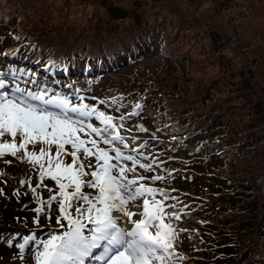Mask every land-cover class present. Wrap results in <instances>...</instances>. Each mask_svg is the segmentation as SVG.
I'll return each instance as SVG.
<instances>
[{"label":"rangeland","instance_id":"374dc122","mask_svg":"<svg viewBox=\"0 0 264 264\" xmlns=\"http://www.w3.org/2000/svg\"><path fill=\"white\" fill-rule=\"evenodd\" d=\"M141 1H146L145 7L150 4L148 0ZM46 2L50 4L44 11L47 16V24L56 26L57 32L68 28V34L72 36L76 32L73 30L77 25V19H81L82 16L83 19L85 14L90 16L91 13L95 14L89 18H99V21H102L106 26L107 18H113L106 10L108 7L115 6L123 9L122 6H126L130 11L137 13L136 7L139 6L132 0H79L76 8H70L68 11L60 3V0ZM110 2L112 3L109 6ZM164 3H169V5L162 11H157L159 4ZM220 3V1L214 0H161L159 3L150 5L149 8L156 11L155 16L161 14L164 21L171 19L175 22L172 30L179 34L176 42L179 41L178 45L181 44L182 52L187 54V50L190 49L197 54L195 59H191L193 66L192 72L189 74L199 78L198 85L188 89V97L197 98L196 107L200 108L201 106L198 103L199 100L203 101L208 97H214L215 105L230 106L238 112H246L255 107L252 105L255 98L250 97V102H246L244 97L236 94V88L232 84L242 78L241 69L244 68L246 59L256 58L260 54V49L255 48L250 41L251 37L248 33L250 30L247 25L251 21V15H242L236 7L232 9L230 3H226V6ZM34 7L37 10L40 9L36 4ZM71 11L75 13L73 14ZM126 15L121 19L113 20L122 21ZM73 20H75L74 25L71 22ZM40 23L45 26V20ZM81 24L79 23V25ZM9 25L10 23L0 21V85H2L0 86V96L7 95L10 99L24 100L37 108H43L45 111L56 114H62L61 108L55 104L46 105L43 100L67 99L70 107L88 105L89 109H96L97 114L103 112L105 116L112 117L111 124L115 125L114 134L123 137L128 145L127 148L120 145L119 142L105 145L102 143L101 137L91 132L88 125L101 131L106 126L96 116L79 117L75 113H68L71 118L79 120L83 124L84 132L79 135L86 142L97 140L98 147L108 150L110 156L115 155L112 151L114 147H119L124 155L133 156L136 160L135 164L123 159L120 161L125 167L135 169V171L126 173L128 179L136 180L137 186L143 184L157 190L155 199L163 204L165 212L175 213L180 217L179 219L172 217L170 221L177 230L178 239L175 242L174 253L168 258L167 264H209L207 259L209 260L211 255L210 259L212 260V254H214V258L215 256L221 258L224 263L228 257L227 253L221 254L222 251L220 253L222 245L225 247L230 245L234 248L236 244L240 245V243L228 240L224 243L218 241L224 234L221 215L217 214L218 210L213 207L216 202L214 198L217 199L218 194L213 191L215 186L211 183L215 177L207 171L206 166L218 167L222 162L221 156L213 152L214 147H217L216 144L219 148L230 152L233 148L229 147V144L234 140L229 137V139H222L217 143L214 139L221 135V129L216 123L211 122V118L206 117L199 121L200 116L193 115L192 112L191 119L195 118L201 123L195 127L192 123L184 135L179 132L174 133L173 128L177 119L175 116H170V122L167 123L159 117L163 113V109L157 108L158 98L156 95L159 90L148 88L147 77H150L151 73L165 64L169 65V68L183 67L186 60L173 61L170 57L168 58L166 52L160 48L158 33H154L149 36L150 41L142 43L137 51L129 53L127 58L114 62L109 65L110 67L103 65L104 67L98 71L90 70V72L85 71L82 74L69 72L68 75L61 73L57 77V75L44 73L42 68H38L36 61L29 64L30 60L27 55L22 53L23 49L20 50L17 43L13 42ZM216 31L228 38L224 44L221 43ZM236 34L238 36L234 37L233 35ZM38 36L40 38V35ZM253 71L255 73L248 71L247 78L252 79L255 75L258 77L253 87L259 96L261 95L259 90L264 84V71L262 67L253 68ZM37 83H40L41 87L38 88ZM244 91L250 94L248 90ZM29 93L41 95L43 100L33 101L28 95ZM262 99L256 98L258 102ZM210 100L212 102V99ZM174 106V103L165 104L164 111L171 113L168 111H175ZM183 113L185 114V112ZM179 120L186 126L189 124V119L181 118ZM254 139L255 142L260 143L259 139ZM198 141L202 143L204 141L200 152L196 149L197 144L199 146ZM17 142L19 143V138H17ZM87 146L91 147L90 144ZM39 147L40 145L35 148L29 145L28 150L38 152ZM68 149L70 146L66 145V150ZM55 151L53 146V157H55ZM207 155L209 156L205 159L204 156ZM22 156L23 150L17 154V157L11 155L0 157V170L6 168L17 171L16 174L8 173L5 179L0 178V186L3 188H15L16 186L36 188L37 194H33H35L34 201L38 206L39 216L42 215L40 222L33 221L34 217H30V212H25L26 214L21 216L25 217L28 228L35 223L40 224L39 227L42 228L36 234L35 239L42 242L56 231L52 227L59 231L60 227L52 222H55L59 215L57 201L61 197L55 182L46 176L41 183L38 166L34 167L22 162L18 158ZM60 159L64 164L71 163L70 155L62 154ZM140 164L146 165V168H141ZM86 171L91 170L86 169ZM157 176L161 179L154 180L153 178ZM140 177L144 179H140ZM84 179L89 180L91 176H86ZM22 181L26 183L22 184ZM204 183L207 187L204 186ZM198 190H201L202 194H198ZM83 191L92 196L97 194L95 190L89 188H84ZM53 195L57 197V200L49 203ZM194 199L199 201L198 205ZM140 203L139 200L136 202L137 205ZM17 206L21 207L18 203ZM129 207L133 211L140 210L134 205H129ZM114 215L119 217V213H114ZM49 218L50 221L46 222V219ZM49 222L52 225H48ZM61 223L65 224V227L60 229L58 235H62L67 229V222L62 220ZM118 224L125 229L132 227L125 222L124 218H120ZM85 234L87 235V232ZM9 249L7 240H0V251L3 252L4 262L8 260L11 253ZM36 249L37 241L31 242L26 249V259L19 256L18 264H26L25 261L29 264H36L34 255ZM196 254L201 257L199 258ZM103 256L102 248L93 249L91 254L84 258V264H104ZM202 258L206 261L204 262ZM232 259L230 264H235L236 256Z\"/></svg>","mask_w":264,"mask_h":264},{"label":"trees","instance_id":"16d2710c","mask_svg":"<svg viewBox=\"0 0 264 264\" xmlns=\"http://www.w3.org/2000/svg\"><path fill=\"white\" fill-rule=\"evenodd\" d=\"M46 1L49 0H0V21L10 23L13 42L17 43L20 50L23 49L22 53L29 58V64L38 62V68H42L44 73L58 77L61 73L65 75H68L69 72L82 74L85 71L90 72V70L98 71L104 67L103 65L110 67L109 65L114 62L127 58L129 53L137 51L142 43L150 41L149 36L154 33H158L160 40L157 39L160 41V48L166 52L168 58L170 57L173 61L186 60L183 67L169 68V65L166 64L161 66L151 73L150 77H147V82L149 81L148 88L159 90L156 95L158 98L157 108L163 109V113L159 117L167 123L170 122V116H175L177 119L173 128L174 133L179 132L184 135L192 123L195 127L201 123L199 121L204 120L203 118L209 117L211 122L216 123L221 129V135L214 139L217 143L222 139L227 140L229 137L234 140L229 144V147L233 148L230 152L219 148L216 144L218 148L215 146L213 152L221 156L219 157L222 162L218 167L206 166V169L215 177L211 183L215 186L213 191L218 194V198H214L216 202L213 207L218 210L216 213L221 215L224 233L218 241L219 243H224L226 240L236 241L240 245L236 244L234 248L230 245L227 247L222 245L220 253L221 251V254L225 252L228 257L224 263L221 258L217 256L214 258V254H212V260L210 255L207 261L209 264H230L232 258L236 256L235 264H264V84L259 90L261 95L258 96L253 87L258 77L255 75L252 79L247 78L248 71L254 72L253 68L262 67L264 71V0H214L220 1V4L224 6L226 3H230L232 9L236 7L244 16L251 15V21L247 25L250 30L248 33L255 48L260 49V54L252 60L246 59V64L241 69L242 78L234 84L231 83L236 88V94L244 97L246 102H250V97L255 98L252 104L255 107L246 112H238L230 106L215 105L214 97H208L203 101L199 100L198 103L201 105L199 108L196 107L197 98L188 97V89L198 85L199 78L189 74L192 72L193 66L191 59H195L197 54L190 49L187 50V54L182 52L181 44L178 45L179 41L176 42L179 34L172 30L175 22L171 19L164 21L161 14L155 16L156 11L149 8L150 5L159 3L161 0H148L150 4L147 7H145L146 1L132 0L133 3L139 5L136 7L137 13L122 6L127 12L126 17L122 21L107 18L106 26L102 21H99V18H89L95 14L91 13V16L85 14L83 19V16L81 19H77V25L73 30V32L76 30L74 36L68 34V28L57 32L56 26L47 24V16L44 11L50 4ZM78 1L60 0V3L69 11L70 8H76ZM111 3L108 5L110 6ZM35 4L37 8H40L39 10L34 7ZM164 4H159L157 11H162L169 5V3ZM103 19L105 20V18ZM43 20H45V26L40 23ZM71 22L74 25L75 20ZM79 23L82 24L79 25ZM117 24L119 25L116 27ZM115 29L116 31H114ZM216 33L219 34L222 44L228 40L223 34L217 31ZM37 34L40 35V38ZM200 81L202 80L200 79ZM40 85L37 83L38 88L41 87ZM242 90H248L250 94ZM256 98L263 99L258 102ZM171 103L175 104V111L165 112L164 105ZM191 112L193 115L200 116L199 121L195 118L191 119ZM181 118L189 119V124L186 126L184 122H180ZM254 138L259 139L260 143L255 142ZM198 142L199 146L197 144L196 149L200 152L204 141L203 143ZM208 156H204V158L207 159ZM10 172L17 173L14 169L5 168L0 170V178L5 179ZM204 186L207 187L205 183ZM197 193L202 194V191L198 190ZM34 200L35 194L31 188L21 186L3 188L0 186V240H7L11 252L8 260L4 262L3 252L0 251L1 264H18L19 256L26 259L28 245L33 241L39 242L36 239L30 240L21 255L18 245L24 243L26 238H35L42 228L39 227V223L28 228L25 217L21 216L30 212V217H34L33 221L40 222L42 215L39 216L38 206ZM194 200L198 205L199 201ZM17 203L21 207H18ZM48 221L50 218L46 219V222ZM52 223L56 224V221ZM52 223L49 222L48 225H52ZM52 229L56 231L52 232L50 236L58 235L60 229L63 228L60 227L59 231L53 227ZM198 257L201 256L198 255ZM203 261L206 260L203 259ZM25 262L29 264L27 261Z\"/></svg>","mask_w":264,"mask_h":264},{"label":"snow or ice","instance_id":"6c2138e0","mask_svg":"<svg viewBox=\"0 0 264 264\" xmlns=\"http://www.w3.org/2000/svg\"><path fill=\"white\" fill-rule=\"evenodd\" d=\"M28 95L33 100H43L41 95ZM43 102L55 104L61 108L62 114L45 111L24 100L10 99L7 95L0 96V157H17L23 150V156L18 158L38 166L41 183L47 176L58 186L61 199L57 201L59 215L56 224L64 228L61 221L67 222V230L62 235H51L37 243L36 264H84V258L93 249L101 248L104 264H167L178 239L177 230L170 221L172 217H180L165 212L163 204L155 199L157 190L143 184L137 186L136 180L128 179L126 173L135 169L125 167L120 161L135 164L133 156L124 155L119 147H114L115 155L110 156L108 150L98 147L97 140L86 142L79 135L84 132L83 124L68 113L79 117L96 116L106 126L101 131L88 125L91 132L101 137L105 145L119 142L127 148L123 137L114 134L113 118L103 112L97 114L96 109H89L88 105L70 107L67 99L57 101L53 98ZM29 145L33 148L40 145L38 152L29 151ZM66 145L70 149L66 150ZM53 146L55 157L52 155ZM62 154L71 156L70 164L63 163ZM139 166L146 168L144 164ZM86 176L91 179L85 180ZM84 188L93 189L97 194H86ZM31 191L36 193V188ZM56 200L53 195L49 203ZM138 200L141 201L139 205L136 204ZM129 205L140 210L133 211ZM114 213H119V217ZM120 218L132 227H120ZM33 239L26 238L18 245L21 255Z\"/></svg>","mask_w":264,"mask_h":264},{"label":"water","instance_id":"95a60500","mask_svg":"<svg viewBox=\"0 0 264 264\" xmlns=\"http://www.w3.org/2000/svg\"><path fill=\"white\" fill-rule=\"evenodd\" d=\"M107 12L110 16H112L115 19H121L126 15V10L125 9H120L115 6H110L107 9Z\"/></svg>","mask_w":264,"mask_h":264}]
</instances>
